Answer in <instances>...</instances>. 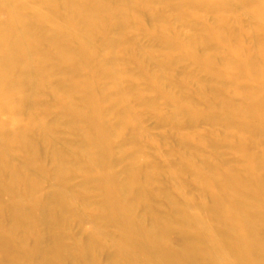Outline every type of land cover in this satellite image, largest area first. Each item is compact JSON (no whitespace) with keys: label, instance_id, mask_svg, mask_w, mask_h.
<instances>
[{"label":"rangeland","instance_id":"rangeland-1","mask_svg":"<svg viewBox=\"0 0 264 264\" xmlns=\"http://www.w3.org/2000/svg\"><path fill=\"white\" fill-rule=\"evenodd\" d=\"M63 1L65 0H43L41 2L39 0H9L14 17L13 24L15 23V26L12 24L14 30L11 29L15 41L23 44L27 38H24L21 29L24 26L28 29H37V24L41 26L39 18H43L45 20L44 29L55 32L62 44L70 45L73 48V54H71L73 57L64 63H59L54 58L49 60V65L45 70L52 69L51 74L48 73L46 74V76L48 75L47 78L41 79L38 74L41 63L31 48L29 51L28 41L26 40L27 42L24 43L31 76L29 75L30 81L21 80L14 88L17 98L13 102L14 108L11 110V116L19 120V125L8 131L0 123V227L5 232L7 231L8 236L16 234L17 230L14 231L13 229L15 226L17 229L19 227L17 224L21 222L29 223L32 227L29 229L26 239L25 236H22L24 239L22 237V240L19 239L21 243L19 242L13 251H10L8 257L1 258L0 264H13L14 257L22 258V255H25L24 257L30 261L33 258L32 264H41V256L36 252L38 247L44 245L45 238L50 232V226H54L61 234L62 243L69 249L66 264H78L75 261L73 248H89L91 245L92 251L90 249L87 252L89 254L87 257H90V260L95 259L97 264H166L165 255L171 258L176 256L175 260L177 259L179 263L182 262L179 257L184 250V242L187 241L185 234L181 232L182 225L178 221L182 216L191 219V231L194 235L201 237V244L207 247V249L205 248L206 255L209 257V254L210 259H212L208 260L211 263L208 262L207 264H243V261L244 264H248L242 253L232 246L230 241H227L228 239L220 230L215 211L211 206L210 194L205 189L207 174L203 171H211L212 167L223 165V167H228L226 168L231 174H241V169L246 163L244 157L249 152L253 151L255 154L259 152L258 155L264 156V135H262L264 133L259 128L252 129L250 132L247 131L246 128L250 126L251 119L244 108H240L238 113L232 112L230 110L232 108L225 110L224 105L219 101L229 95L233 97L231 102L234 105H242L248 102L250 97L248 90L239 89L233 84L235 79L233 76L236 77V73L228 78L229 80L234 78L231 83L228 79L226 80L228 83L226 81L221 83L213 77V73L219 70L218 64L207 63L209 60L205 58L206 56L215 58L218 62L228 58L229 50L224 44L227 41L222 40L220 45L213 40L201 44L199 39L202 36H210L214 39L222 36L225 31L228 33L237 32L241 47H245L248 53L249 50L251 51L248 56L246 51L243 52L245 59L247 58L251 63L250 67L254 73L255 71L256 73L260 72L257 74L259 79L257 76L255 77L256 83L259 86L263 82L264 85V46L260 45L262 37L258 34L260 33L264 37V17L255 12L259 9L258 5L252 2V5L249 6L244 4L243 0H197L190 2L189 5L183 1V5L179 0L182 7L177 8L178 0H150L149 2L145 1L146 3L139 0L129 3L125 7L124 23L122 24L124 31L119 33V37L115 26H113L117 21L111 17L107 18L108 28L106 29L93 26L89 32L85 28L86 26L83 27L80 21L81 17L78 18L76 15L73 17V24L75 25L72 26L73 19H67L68 5L78 7L79 2L78 0H66V4L63 5ZM73 1L77 4H74ZM103 1L110 3V6L113 7L117 5V0ZM56 2L62 4H59L56 9L54 8L55 11L52 5ZM50 3L52 5L48 6ZM14 5H17V10L19 7L18 12ZM49 8H52L55 13L53 10L49 12ZM79 9L81 14L86 11L85 8ZM6 19L7 15L0 11V38L3 36L1 34H3L2 30L5 26L3 21ZM87 19L90 21L88 17ZM164 26L167 31L163 30ZM171 36H177L181 42L196 41L195 52L199 55V58L196 59L197 62L192 58L180 57L182 54L180 46L172 47L162 43L164 38ZM113 38H121V42L118 39L119 47L113 48L114 51L111 48L113 46L108 42ZM229 42H233L232 38L229 39ZM74 46L83 47L87 51L93 67H96V64H101L105 70L108 69L107 74L109 73V75H105L106 78L108 77L105 81L107 83L103 81L96 83L97 87H103L104 84L109 83L110 87L105 93L98 94L97 101L101 108L108 111L104 125L112 126L115 130L114 134L109 136L104 161L118 182L125 180L126 169L129 164L128 155L135 149L132 138L134 135L137 136L138 144L141 146L146 159L147 171L152 174L151 179H153L149 198L146 200L148 203L143 200L145 199L144 196L138 192V185L147 186V181L150 178L145 177V175L140 176V184L132 190L131 195L119 191L113 179L109 178L101 167L96 168L98 165L93 160L95 147L87 152L83 151L85 149H81L84 143L85 130L89 129L88 122L83 120L80 113L66 111L64 103L56 96L57 91L71 87L73 89L71 93L73 107L76 110L82 108L81 103L86 92L81 88L79 79H89L90 65L85 62L78 63L80 52L78 54ZM167 60H172L168 67L164 66V61ZM77 63L79 66H76ZM256 67L258 68L256 69ZM33 69L37 70L33 71ZM190 73L194 75L191 77ZM198 81L201 85L205 84L204 86L208 84L215 94V99H219L214 103L213 109L218 107L225 111H221V114L220 112L213 113V115H218L215 116L217 117L216 120L214 118L215 121H212V112L207 113L206 119L204 117L210 99L203 92L197 91ZM170 96L173 99H170ZM2 103L4 101L1 98L0 115L2 114ZM183 103L192 104L195 110L203 113L201 117L198 116V119H195L198 120L197 122L194 120L192 124L189 120L188 123L189 114L181 110ZM167 116L168 118H166ZM228 124L229 127L226 126ZM43 125H46V129ZM2 127L7 130H3ZM23 129L28 138L31 139L29 143L32 142L31 144L34 145L27 144L20 138ZM252 131H255L254 134ZM9 132L14 136L11 137ZM226 133H231V136L226 137ZM18 135L19 137H17ZM242 136H245L248 141L239 145L238 139ZM4 137L12 143L9 140L8 143ZM44 137H48V139L45 140ZM254 137H257L256 142ZM193 140L194 143L191 144ZM100 142L96 138L93 145L98 146ZM53 143L54 145H52ZM24 145H27L31 152H28L27 146ZM26 151L29 155L31 153L33 157L28 156ZM32 151L35 152V155ZM51 152L60 157L53 156ZM61 155L63 156L62 159H65V167L59 168L57 162H59ZM54 157L57 158V161ZM210 171L207 173L209 174ZM258 173L263 175L264 170L259 169ZM149 182L151 185V180ZM26 183L29 188H26ZM11 184L13 185L11 186ZM33 187L41 193H34ZM38 194H41L40 198ZM122 194L128 196L123 197ZM32 195L33 198L34 196L37 198L33 199ZM136 195L138 196L136 197ZM107 196L109 199L111 198L106 206L107 210L113 208L112 213L115 214V211H118L117 219L113 220L112 214L108 213L104 207ZM116 197L120 199L118 200ZM134 197L141 200L137 201L138 199L136 200ZM131 199L137 203L135 207H130L129 203L131 205L134 203ZM170 200L174 204L175 202L177 205L179 204L180 206H178L181 207L179 210L183 212L180 211L178 214L176 204L173 212ZM111 201L114 202L111 203ZM147 205L149 208L152 207L158 216L169 218L171 215L170 219L173 218L170 222L171 228L174 229L168 236L169 240L166 238L167 246L164 248V250L168 249L166 251H160L157 247L154 250L152 249L154 245L150 246L152 243L155 244L147 232L150 230L149 226H151L153 215L149 214ZM116 208L118 209L115 210ZM15 213L16 216L17 213H21L18 215L22 220L19 216L16 217ZM122 216L124 217L122 218ZM109 217L112 218L113 222ZM129 218L131 221H136L135 223L129 221L135 227L126 222ZM119 219L123 221L121 222ZM173 220L174 222H172ZM18 221L19 223H16ZM143 226L145 227L143 228ZM147 227L149 228L145 229ZM255 231L260 234L262 227L257 225ZM140 232L142 233L140 234ZM41 236L43 237L41 238ZM79 244L80 246H78ZM34 247L36 250L33 253ZM158 250L162 256H159L161 254ZM167 251L169 252L167 253ZM38 256L40 259H37ZM0 257H2L1 253Z\"/></svg>","mask_w":264,"mask_h":264},{"label":"bare ground","instance_id":"bare-ground-1","mask_svg":"<svg viewBox=\"0 0 264 264\" xmlns=\"http://www.w3.org/2000/svg\"><path fill=\"white\" fill-rule=\"evenodd\" d=\"M39 1L41 2L43 0H39ZM57 1H59V0H57ZM65 1L62 2L63 5L66 4ZM138 1L139 0H117V5L115 7H113V6H110V3L104 2L103 0H78V2H79V6L78 7H76L75 5H68V15H67L68 17H67V19L68 18H69V20L73 19L72 20V24H73V21H74L73 17L75 15L78 18L81 17L80 21L82 22L83 27L86 26L85 28L89 32H91L90 30H92L91 28H93V26H99L102 29L108 28V19H109L108 17H111V18H114L117 21L116 24L113 25V26H115L116 32H118V36H119V33H123L122 31H124L123 27H122V24L124 23L123 17H124L125 7L129 3H134V2H138ZM143 1L144 2L145 1L149 2L150 0H143ZM180 1H181V3H183V1H186L187 4L189 5L190 2H194V1H197V0H192V1L191 0L190 1L189 0H180ZM73 2H74V4H77L75 1H73ZM73 2H72V4H73ZM243 2H244V4H247L249 6L252 5V2L256 3L258 5L259 9L255 10V12H257L258 15L260 14L261 17H264V7H263L264 3H263V0L262 1L261 0H243ZM62 3L61 2L60 3L56 2V3H53V5L51 3H50V5H48V4L47 5L48 6L52 5V8L56 9V7L59 6V4H62ZM181 5L182 4H180V2L178 0L177 8L182 7ZM183 5H184V3H183ZM16 6L17 5H14V7H16ZM253 6H256V5H253ZM148 7H149V5H148ZM211 7H210V9H211ZM52 8H49L50 9L49 12L51 10H53ZM79 8H85L86 9V11H84V9H83V11H84L83 14H85V15L80 13V11H79L80 9ZM214 8H215V6H214ZM255 8H257V7H255ZM15 10H17V7H16ZM0 11L4 15L5 14L7 15V19L5 21H3V25H5L3 30H2L3 34H1L3 36L0 38V99L2 98L3 101H4V103H2V105H1L2 114L0 115V123L4 127H6L8 129V131H9L10 129H13L16 126L19 125V120H16L15 118H12L13 116H11L12 115L11 114V110L14 108L13 102L17 98L16 94H15L16 91H14L15 85L18 82H20L21 80H29L30 81V76H31L29 74L30 73L29 72L30 69L28 68L29 64L27 65L28 59H27V50H26V47L24 46L25 41L27 40L28 43H29V47H28L29 51H30V48H31L33 53L35 55H37L35 57H37V59L41 63V68H38V74H39L41 79L42 78H47L48 75L46 76V74H48V73L51 74L52 69L49 68L48 70H45L48 67V65H49L48 64L49 60L54 58L59 63H61V62L64 63L70 57L71 58L73 57L71 55V54H73V52H72L73 48L70 47V45H68V44H62L61 42H59L58 36L56 35L55 32H53L51 30L44 29L45 20L43 18H39L41 26L39 24H37L38 22L36 23L38 25L37 29H35V28L28 29L26 26H24L23 29H21L22 35L24 36V38H27V39L24 41L23 44H22V42H21V44H19V42L15 41V39L13 38L14 36H12L13 35L12 34L13 31L11 29L14 28L15 23L13 24L14 17H13L12 8H11L9 0H0ZM18 11H19V7H18L17 12ZM55 11H54V13H55ZM15 13H16V11H15ZM87 17L90 19V21H87L88 20ZM22 18L24 20V17H22ZM22 18H21V20H22ZM23 20H22V22H23ZM19 21H20V19H19ZM19 21H18V23H19ZM66 22H67V20H66ZM88 22H90V23H88ZM20 24H21V21H20ZM74 25L75 24H73L72 26H74ZM12 26H13V28H12ZM163 30L167 31V28L164 26ZM94 32H96V31H94ZM258 34L260 35V37H262L260 39L261 42L259 41L260 45L264 46V37H263L262 34H260V33H258ZM231 38L233 40L232 43L229 42V39H231ZM118 39L121 42V38H118ZM118 39H114L113 38V39L108 41L110 43V45L113 46V47H111L112 51H114L113 48L119 47ZM209 40H213L215 43H218L219 45L221 44L222 40L227 41V43H224V44H225V47L229 50L228 58L225 59L224 61H221V62H218L215 58H211V57H208V56L205 57L204 56L205 58H207L209 60V61H207V63L213 64V65L214 64H218L219 70H216L213 73L214 79L222 83V82L226 81L230 76H232V74L236 73L237 76L236 77L233 76L235 78V79L233 78L234 79V83L233 84L236 85L235 87H237L239 89L243 88V89L248 90L250 92V97H249L248 102L243 103L242 105L238 104L240 106L234 105L233 102H231V98L233 99V97H230L228 95V96H225L224 98H222L221 100H219L218 98L215 99V94L213 93L212 88H210L208 86V84H207V86H204L205 84L201 85V84H199V81H198L197 83L199 85L197 87V91H199L201 93L203 92L210 99V102L207 105L208 108L206 109L207 112L204 111V112H206V114L204 113L205 116L204 115L203 116L206 119V117H207L206 115H208L207 114L208 112H212V115H213V113L216 114V113H219V112L221 114V111L224 110L223 108L221 110L218 107H215L213 109L214 103L216 102V100H219L224 105L225 110H227L229 108H232L233 110L232 109H230V110L232 112H236V113L240 112V108H244L246 110V112L248 113V115L250 116V119H251L250 126L246 128L247 131L250 132L252 129L259 128L264 133V85L262 84L263 82L261 83L262 85L259 84V86L256 83V81H255L256 78L255 77L257 76V78H258L257 74L260 73V72H258L259 71L258 70L257 71L258 73H256V71L254 73L253 69L250 67L251 63H249L247 58L245 59V56H244L245 53H243V52H245L246 50H245V47H241V44L239 43L238 33L237 32L228 33V32L225 31V33H223L222 36L215 37L214 39H212V37H210V36L209 37L208 36H202L199 39V42L201 44H206ZM219 40H220V42H219ZM66 41H69V40H66ZM28 43H27V46H28ZM162 43L168 44L169 46H172V47L180 46L182 48V54H181L180 57L192 58L195 61H196L197 58H199L198 57L199 56L198 53L195 52V49H196L195 47H197L196 46L197 44H196V41H194V40L181 42V40H179L177 38V36H171L169 38H164ZM219 45H216V46L221 47ZM261 46H260V48H261ZM74 47H76L75 50H77V53L79 54V52H80V54H81V55L79 54V56H78L80 58V59H78V63H84L85 62L86 64L88 63L90 65V67L88 66L90 68V69L88 68L89 71H90V76L88 77L89 79H85V80L81 79V78L79 79L81 88H83V90L86 92L85 96H84V98L82 100V103H81L82 104L81 105L82 108L79 109V110H76L73 107V105H72L73 98H72V94H71L73 89H71V87H67L64 90L57 91L56 92V96L58 98H60V101L62 103H64V105H65L64 109L66 111H69V112L76 111V113L78 112V113H80V115L83 116V120L88 122L89 129L85 130L84 143H83V145H82L83 147L81 149H85L83 151L87 152L92 147H95V149H96L94 151L95 152V158H93V160L98 165L96 168L101 167V169H103L105 171L107 176H109V178L113 179V181H114V183H115V185H116V187L118 188L119 191H121L123 193L127 192L128 194H130L132 192V190L138 184H140V182H139L140 176L145 175V177H149L150 178L147 181V186H145V185L143 186L141 184L138 185V192L140 193L141 196H144L143 198H145V199H143V200L145 202H147L146 200H147V198H149V192H150L149 190L152 188V184H153L152 180L153 179H151L152 178V174L147 171L146 159H145L144 154L142 153L141 146L138 144L137 136L134 135L133 138H132V141L135 144V149H134L133 152L129 153V155H128L129 164H128V167L126 169L127 176H126L125 180H123L122 182H118V180L109 171V167L107 166L106 161H104L106 159L105 158V153H106L105 151H106L107 145L109 143V136L112 133L114 134L115 130H114V128L112 126L108 127L107 125H104V124H106L105 118H106V116L108 114V111L105 110L104 108H101L100 104L97 101L98 94L99 93H105L107 91V88L110 87L109 83L107 85L104 84L103 87L102 86L101 87H97L96 83H99L101 81H103V82L107 81L106 79L108 77L106 78L105 75L107 74V70L108 69L105 70L104 67L101 66V64H96L95 65L96 67H93L94 65H93V63L91 64L92 61L89 58L90 55L87 54V51L83 47H80V46H74ZM262 50H263V48H262ZM196 51H198V50H196ZM250 53H251V51L249 50V53L247 52V56H248V54L250 55ZM201 55H202V53H201ZM35 57H34V59H35ZM171 61L172 60L164 61V66L168 67L170 65ZM32 63H34L33 60H32ZM78 63L76 64V66H79ZM33 65H35V64H33ZM202 65H203V63H202ZM254 67H255V65H254ZM257 68L258 67H256V69ZM34 70H37V69H33V71ZM107 75H109V73ZM110 75H111V73H110ZM189 75L192 77V75H194V74L190 73ZM191 77H190V79H192ZM84 78H86V77H84ZM109 78H110V76H109ZM162 78H163V76H162ZM111 79H112V76H111ZM233 79H230V80L228 79V80L231 83V80L233 81ZM199 80H200V78H199ZM39 82H38V84H39ZM111 82L113 84L112 80H111ZM105 83H107V82H105ZM226 83H228V81H226ZM33 88H34V84H33ZM170 99H173V98H171V96H170ZM176 102H178V101H176ZM181 110L186 112L187 114H189L190 119L188 118V123H189V120H191L190 122H192L196 118L198 119V116L201 117V115L203 114L202 112L197 111V109L195 110V108L192 107V104L189 105V104L183 103L182 106H181ZM223 112H225V111H223ZM6 116H8V117H6ZM9 116H10V118H9ZM203 116H202V118H203ZM215 116H218V115H213V120L212 121L216 120L217 117H215ZM170 117H171V115H170ZM170 117H169V120L172 118V117L171 118ZM166 118H168V116ZM214 118H215V120H214ZM197 121L195 120V122H197ZM210 123H211V120H210ZM192 124H193V122H192ZM45 126L46 125H43V127H45ZM226 126L229 127V124L226 125ZM4 127H2L3 130L5 129ZM7 129H5V130H7ZM39 129H40V127H39ZM45 129H46V127H45ZM47 129L49 130V128H47ZM4 132H6V131H4ZM253 132H255V131H252V134H254ZM49 133H52V132L49 131ZM7 134H8V132H7ZM226 134H227L226 137H230L231 136V133H226ZM9 135L11 137L14 136V134H10V132H9ZM255 135H253V136H255ZM262 135H264V134H262ZM5 137H7V136H5ZM17 137H19V135ZM20 138H22L23 141L26 142L27 144L34 145V144H31L32 142L29 143L31 139L28 138V136L25 133L24 129L22 131V134L20 133ZM96 138L101 141L98 146H94L93 145V142H94V140ZM254 138H255L254 140L256 142V138L257 137H254ZM5 139H6V141L9 140L8 138H5ZM43 139L46 140V139H48V137L47 138L44 137ZM249 139H250V137H249ZM238 140H239V145L244 143L245 141L246 142L248 141V139H246L245 136H242ZM9 141H8V143H9ZM20 142H21V140H20ZM44 143L47 144V142H44ZM192 143H194V140L191 141V144ZM52 145H54V143ZM24 146H27V145H24ZM52 147L54 148V146H52ZM28 148L29 147L27 146V151L31 152V151L28 150ZM253 150H254V147H253ZM27 151L25 152L26 154L28 153ZM53 152H51V153H53ZM32 153L35 155L34 151H32ZM55 154L56 153H53V156H56V157L59 156V155H55ZM258 154H260V153L258 152V153L255 154L253 151H251V152L248 153V155H246L244 157L246 163L244 164V166L241 169L242 170L241 174L233 175V174L230 173V171L227 170L228 167L227 166H226L227 168L225 166L223 167V165L222 166H217V167H212L211 171L210 170H208V171L205 170L207 172L210 171L209 174L207 172L203 171L204 173L207 174V177L205 179V181H206L205 189L210 194L211 202H212L211 206H212V209H214V211H215V215H216L217 220H218L219 225H220V230L222 231L223 235L228 239L227 241H230L231 245L234 246L237 250H239L242 253L244 258L248 261V264H264V174L261 175V174L258 173L259 169H263L264 170V156L263 155L260 156ZM27 155L33 157L31 155V153H30V155H29V153ZM56 157H54V158H56ZM259 157H261V158H259ZM62 158H63V156L61 155V158H60L61 161L58 160L59 162H57V163H59L58 164L59 168H62L64 166V160L65 159H62ZM55 160L57 161V158ZM208 167L210 168V166H208ZM2 168H3V165H2ZM95 173H97V172H95ZM206 174H204V175H206ZM57 175H58V173H57ZM15 179H16V177H15ZM103 180H105V179H103ZM149 180H151V182H152L151 185H150ZM16 181H18V180H16ZM16 183H15V185H18ZM33 183H34V181H33ZM12 185L13 184H11V186ZM26 188H29L28 184H27ZM105 188H106V186H105ZM4 189H3V191H4ZM35 189L33 187V192L34 193L35 192H36V194L37 193H41V192H37ZM30 191H31V189H30ZM38 191H40V190H38ZM53 193H54V191H53ZM30 194H31V192H30ZM36 194H34V195L36 196ZM40 195L38 196L39 198H40ZM120 195H121V193H120ZM35 196H34V198H37ZM122 196H123V194H122ZM125 196H128V195H124L123 197H125ZM137 196L138 195H136V197ZM132 197H133V195H132ZM136 197H134V198L136 200L138 199L137 201L141 200V199L136 198ZM32 198H33V195H32ZM110 200H111V198L109 199V197L107 196V199L105 201L104 207L106 208V211L108 213L112 214V217H114L113 218V220H114L115 218L116 219L118 218V216H117V212L118 211H115L116 212V214H115V213H112L113 212L112 211L113 208L111 210H109V209L107 210L106 206L108 205ZM129 201H130V199H129ZM131 201L134 202V199H131ZM58 202H59V200H58ZM112 202H114V201H111V203ZM170 202H171V200H170ZM133 204L131 205L129 203L130 207H132V206L135 207L137 203H135V205H133ZM173 204L174 203H172V202L170 203V205L173 207V212H174L175 207H176L177 204H176V202H175L176 205L175 204L173 205ZM179 206L176 207L177 210H178V214H179L180 211H182V210H179V208H181ZM0 207H1V205H0ZM12 207H14V206H12ZM48 208H53V207H48ZM64 208H65V206H64ZM118 208H116L115 210H117ZM147 208L150 211L149 214L153 215L152 221H151L152 222L151 226H149L150 228L149 227L145 228V229H148V228L150 229L147 232L150 235V237L153 239V242L155 243V244L152 243L150 246L152 247L154 245L155 247L153 246L152 249L157 247V248L160 249V251H163L164 248H166L165 246H167L166 240L167 239L169 240L168 236H169L171 230L174 229V228H171V222H170L173 218L170 219L172 217L171 215H170L169 218H162V217L158 216L157 213L154 212L152 207L149 208L148 205H147ZM59 209H60V207H59ZM20 211H21V209H20ZM122 211H121V214H122ZM16 212H17V209H16ZM61 212H63V211L61 210ZM182 212H181V214H182ZM18 214H21V213H17V216L20 217V215H18ZM63 214H64V212H63ZM14 215L16 216V213ZM118 215H119V213H118ZM27 216H29V215H27ZM123 217L124 216H122V218ZM109 218L112 220L111 217H109ZM20 219H21V217H20ZM25 220H27V219H25ZM106 220L111 222L109 219H106ZM113 220H112V222H113ZM129 221H131L130 218L126 222L128 224L131 223V222H134V221H131V222H129ZM137 221L139 222L140 220H137ZM178 221L182 225L181 232L185 234V236H186L185 239L188 241V242L187 241L184 242L185 243L184 246H183L184 250L180 254L181 257H179L182 262L178 263L177 259L175 260L176 256L174 258L173 257L171 258V257H168V256L165 255L166 260L163 258L165 260V263L166 264H168V263H171V264H207L208 262H210L208 260H212V259H210V255L209 254H208L209 257H207V255H206L207 247L203 246L201 244V242H202V241H200L201 237H199L197 235H194V233L190 229L191 228V219H189V217H183L182 216V217H180V219ZM29 222H30V220H29ZM31 222H32V220H31ZM172 222H174V220ZM16 223H19V221L16 222ZM20 224H17L19 226V227H17V229H16V226L13 229L14 231L17 230L15 232L16 234H12V232H11L12 235H10V236L7 235V233H6L7 231L5 232L2 229V227H0V253H1V256H2V257H0V259L3 258V257H8L10 251H13L15 246H17L19 244V242H20L19 239H21L22 236L23 237L25 236L24 238L26 239V235L28 234L29 229L32 227V225L29 224V223H26V222L25 223L21 222ZM127 225H126V228H128ZM132 225L134 226V224H132ZM257 225L262 227V231H261L260 234L255 231V227ZM144 227L145 226H143V228ZM18 228H19V230H18ZM122 228H123V226H122ZM124 230H125V227H124ZM131 231H132V226H131ZM135 231L136 230L134 228V232ZM134 232H133V234H134ZM147 232H146V235H147V238H148L149 235L147 234ZM141 233L142 232H140V234ZM89 234H90V232H89ZM133 234H130V235L133 236ZM92 235H93V233H92ZM42 237L43 236H41V238ZM147 238H146V240H147ZM151 238H150V240H152ZM43 240L44 239H42V241ZM40 243H42V242L40 241ZM40 243L39 244L37 243V244L41 245ZM35 244H36V242H35ZM43 244H42L43 245L42 247L40 246L41 248L40 247H38L39 249L37 248L38 250L36 252V254H39L41 256V259H42L41 260V264H66V262L68 261L67 259H68V255L69 254L67 255V253H69V249L67 248V246H65L62 243L61 234L55 229L54 226H50L49 235L45 238V242ZM80 244L78 246H80ZM231 245H229V246L231 247ZM33 246H35V245H33ZM91 247H92V245L89 246V248H87V247H84V248H80V247L73 248L72 247L73 249H75V250L72 249V251H74V253H75V261L78 264H97V261L95 259H91L90 260L89 259L90 257L89 258L87 257V255H89V254H87V252L91 249ZM34 250H36L35 247L33 248V253H34ZM166 250H168V249H166ZM166 250H164V251H166ZM230 250H231V248H230ZM31 251H32V249H31ZM91 251H92V249H91ZM168 252L169 251H167V253ZM16 253H18V252H16ZM20 253H22V252L20 251ZM33 253L31 252V254H33ZM208 253H210V251H208ZM113 254H116V253H113ZM159 254H161V252ZM165 254H166V252H165ZM175 254L178 255V253H175ZM11 256H13V255H11ZM11 256H9V257H11ZM15 256H16V254H15ZM22 256H23L22 257L23 259L21 257H19V256H17L16 258L13 256L14 259H15V261H13L14 259L12 260L14 262L13 264H32L31 261L33 260V258L30 261L29 259H26L24 257L25 255H22ZM27 256H28V254H27ZM40 256H38L37 259ZM159 256H162V254L159 255ZM72 258H74V257H72ZM211 258H212V256H211ZM6 259H9V258H6ZM69 261H70V259H69ZM243 264H244V261H243Z\"/></svg>","mask_w":264,"mask_h":264}]
</instances>
